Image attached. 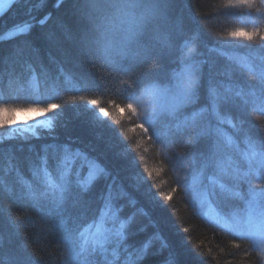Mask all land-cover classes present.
I'll list each match as a JSON object with an SVG mask.
<instances>
[{
  "label": "trees",
  "instance_id": "trees-1",
  "mask_svg": "<svg viewBox=\"0 0 264 264\" xmlns=\"http://www.w3.org/2000/svg\"><path fill=\"white\" fill-rule=\"evenodd\" d=\"M226 1L163 0L167 8L145 29L140 38L141 55L128 75L89 50L88 23L76 10L78 0H64L59 7L57 0H17L0 18V36L15 32L24 22L32 25L25 35L0 40V102L25 99L35 80L46 94L51 95L55 88L58 94L50 102L64 105L61 112L52 114L54 132H43L40 139L0 142V264L25 260L27 264H261L250 240L222 230L198 214L180 179L179 158L184 163L194 158L203 164L220 155L216 136L211 133L190 141L185 130L164 133L158 126V138L153 139L151 133L144 135L135 127L134 116L115 107L128 102L131 81L163 82L178 70L186 39L193 37L199 44L211 46L203 24ZM45 17H49L47 22L39 23ZM229 53L253 55L256 65L264 56L261 49L237 48ZM215 61L203 58L194 106L195 110L206 109L208 115L212 114L210 86L219 92L223 89L215 81L225 83L226 88L250 89L242 80L213 74ZM65 74H71L74 82L87 88L84 95L100 100L113 115L104 121L86 103L68 101L70 95L81 93L67 89ZM249 75L256 77L257 73ZM224 94L229 104L242 106L241 111L250 109L232 90ZM251 111L264 123V113ZM115 118L121 119L123 128L114 123ZM210 122L216 123L213 118ZM222 128L244 150V135L264 146V126L243 131ZM45 145H68L86 154V158L72 161L73 183L62 202L55 200L44 177L34 174L46 157L49 175L58 180L63 153L54 147L45 151ZM92 160L107 172L84 190L76 180L87 176ZM161 193L171 194V199L163 200ZM108 204L126 224L122 235L109 239L103 247L82 252L80 233L100 221ZM105 227L112 225L108 222ZM157 234L167 247H162Z\"/></svg>",
  "mask_w": 264,
  "mask_h": 264
},
{
  "label": "snow or ice",
  "instance_id": "snow-or-ice-1",
  "mask_svg": "<svg viewBox=\"0 0 264 264\" xmlns=\"http://www.w3.org/2000/svg\"><path fill=\"white\" fill-rule=\"evenodd\" d=\"M15 2L16 0H0V15L9 10ZM62 3L64 0H57L56 7ZM223 7L244 13V20L242 26L224 31L222 35L217 36V39L226 43L235 42L247 48L264 50V0H227ZM166 8L167 4L163 3V0H78L76 10L88 23L86 37L89 50L101 54L118 71L128 75L132 71L131 64L141 55L143 46L140 44V38L145 29L151 20ZM49 17H45L39 23H46ZM31 26L30 23L24 22L16 27L15 32L0 36V40L25 35L30 31ZM114 34H119L118 40L112 38ZM209 51L220 56L227 55L228 60L234 65L247 68L249 71H253L256 67L257 58L253 55L227 54L223 47H213ZM196 52L197 48L186 42L181 59L182 66L178 71H173L169 78L163 82L159 80L146 83L131 81L129 84L131 94L127 97L128 102L125 105H115L120 112L135 117L133 123L136 128L142 130L144 135L151 133L153 139L158 138L153 125L161 117L167 118L171 122L170 127L174 128L176 132H181L190 123L197 121L206 111V109L197 110L190 116L182 115V110L195 103L197 99L203 62L194 58ZM259 67L261 88L259 94L254 92L251 97L252 102L259 105L258 110L264 113V56L259 57ZM64 84L71 92L81 93L79 96L70 95L68 101L86 103L104 121L113 115L108 108L101 106L100 100L84 95L87 88L74 82L71 74L64 75ZM209 92L212 115L220 119L217 105L220 101L227 102L228 97L222 96L216 88L211 86ZM57 94L55 88L51 95L42 92L40 84L34 80L30 84L25 99L21 100L17 97L13 99V102H0V131L6 132V135L0 136V142L15 139L23 141L40 139L43 132H54L56 121L52 114H58L64 107L62 103L50 102ZM236 95L243 96L244 94L237 92ZM109 103L111 104V101ZM20 114L29 115L21 120L19 119ZM223 122L221 120V123ZM114 123L121 128L124 127L119 118H115ZM228 123L231 125V121ZM217 131L219 132V130ZM120 134L124 135L123 132ZM220 135L223 136L227 145L233 143L230 136H226L222 132ZM125 139H127L126 136ZM43 147L45 151L49 147L62 151L59 177L58 180H53L49 175L46 157L42 160V166L34 174L42 175L55 200L62 202L73 183L70 176L71 163L76 157L84 156L86 158V154L79 149L73 151L68 145H45ZM242 155L248 164L247 170L232 160L225 162L216 156L209 157L191 180H185L184 187L186 192L192 194L193 204L198 203L202 207L210 204L211 198L218 194L217 189L219 193L229 198L245 201L247 208L245 215L236 213L226 215L214 209V218L218 224H222L226 229L252 241L264 250V146L258 150L255 144L249 142L247 150ZM207 169H213L215 174L207 178L206 184L204 177ZM144 171L151 178L152 173L147 168ZM106 172L103 165L92 160L89 162L87 176L82 180L77 178L76 183L80 188L87 190L95 180ZM253 177L260 183L253 186L251 184ZM245 183L249 185L246 194L240 190V186ZM175 191L176 189L173 188L172 192ZM160 195L165 201L171 199V194L161 193ZM108 222L111 223V228L105 227ZM125 227L126 224L119 219L117 210H114L111 204L106 205L100 221L94 226H89L86 232L80 233L78 239L81 251L103 247L109 239L119 238ZM158 238L162 242V247H167V242L163 241L162 237L158 236ZM150 243V241L146 243L145 249L150 246ZM21 264H27V261H22Z\"/></svg>",
  "mask_w": 264,
  "mask_h": 264
},
{
  "label": "rangeland",
  "instance_id": "rangeland-1",
  "mask_svg": "<svg viewBox=\"0 0 264 264\" xmlns=\"http://www.w3.org/2000/svg\"><path fill=\"white\" fill-rule=\"evenodd\" d=\"M223 6L217 10V12L215 13L214 17H212V19H210L208 22L203 24V26L205 27V30L207 31L206 32L207 41L209 42V44H211L212 47L208 44L206 45L203 43L199 44L193 37L188 38L183 43L181 56L183 57L184 44L186 42H189L197 48V52L194 57L195 59L203 62V58L205 57L215 58L216 61L212 69L213 74H216L218 76H224L229 79L231 78L236 81L242 80V82H244L245 84L250 85L249 86L250 89L248 91H245L243 90V88L241 89L240 87H237L236 85H232V87L226 88L224 87L226 86L225 83L215 81L214 84L221 83V86L223 87V89L221 88L222 90L220 91L221 95L225 96L224 93L226 92V90H232V93H234V95H236L237 92H242L244 95L239 96L240 99H243L242 100L243 102L247 100L248 101L247 103L250 104L251 107L250 109L243 107L245 111L242 110L243 111L242 112L240 109L242 106L240 107L237 104V102H235V104L238 106L234 108L235 104L233 105V103L229 104L228 102L220 101L217 105V110L219 112L220 119H217L216 116L212 114L208 115L207 110H206L203 112V114L197 121L190 123L189 126L184 130L186 133L189 134L190 141L194 140V138L196 139L197 137H200L203 135H207L211 133L214 134L217 139L216 142H218L222 148L220 155L217 153L214 156L218 157L219 159L225 162H227L228 160H232L235 163H238L244 170H247L248 164L243 159V155H242L243 152L247 150L249 142L255 144L258 150L261 147L262 142L259 141L258 139L251 138L248 135H244V137L242 138V143L244 144V147H245V150H244V148L240 147L239 144L236 142V140L232 136H230L226 131H224L222 127L235 125L234 127L233 126L231 127H233L236 131H243V129L258 130L260 127L264 126V123L260 122L261 119L258 117V115H256L255 113L251 111V110L256 111L258 110V107H259L257 103L252 102L251 94L254 92L259 94V91L261 88V82L259 78L260 67H259V64H257L253 71H249L247 68L234 65L231 61L228 60L227 55L220 56L215 52L209 51V49L213 47H223L225 53L230 54L229 51L231 50H234L237 48H247L235 42L226 43V42H223L217 39V36L222 35L224 31H229L235 27L242 26L243 20H244V13H241L234 9H226ZM249 49L252 50V52H254V50L258 48H249ZM182 57L180 58V67L182 66L181 65ZM255 71L257 73L256 77L249 75L250 73L255 72ZM194 106H195V103L186 106L182 110V115L190 116L192 112L197 111L194 109ZM198 110H205V109H198ZM27 115L29 114H20L19 119L23 120L26 118ZM212 118L216 123L212 124L210 122ZM221 120L224 122L221 123ZM228 121H231V125L228 123ZM170 124L171 122L167 118L161 117L160 119L156 121L153 127L155 129V132L158 129V126H160V129H162L164 133H167L168 131L174 130V128L170 127ZM145 127H148V125H145ZM217 130H219V132ZM220 132H222L226 136H230L232 138L233 143L231 145H227L224 142L223 136L220 135ZM3 134H4V131L3 133H1V135ZM185 161L186 162L184 163V161L181 160V158H179V161H178V166L181 168V174L183 175L180 177L183 183V187H184L185 180L186 179L191 180L192 176L196 175L202 166V164L197 163V160L194 158L186 159ZM213 174H215L213 169H207L205 171L204 182L206 184H207V178ZM259 183L260 181L255 179L254 177L251 179V184L253 186ZM248 187L249 185L247 183L242 184L240 186V190L246 194ZM217 193L218 194L215 197L211 198L209 205L202 207L198 203L195 205L193 204V196L189 192L191 196L192 205L194 206V208L196 209V211L201 217H203L205 220H207L208 222L212 223L214 226L222 230L230 231L229 229H226L225 227H223L222 224H218L216 222L214 218L215 217L214 209L226 215H231L233 213H236V214L243 216L246 214V211H247L245 201L229 198L226 195L219 193L218 189H217ZM253 245L257 249L260 255L261 264H264V250L260 249L254 243Z\"/></svg>",
  "mask_w": 264,
  "mask_h": 264
},
{
  "label": "clouds",
  "instance_id": "clouds-1",
  "mask_svg": "<svg viewBox=\"0 0 264 264\" xmlns=\"http://www.w3.org/2000/svg\"><path fill=\"white\" fill-rule=\"evenodd\" d=\"M114 40H118L119 39V34H114L112 37Z\"/></svg>",
  "mask_w": 264,
  "mask_h": 264
},
{
  "label": "water",
  "instance_id": "water-1",
  "mask_svg": "<svg viewBox=\"0 0 264 264\" xmlns=\"http://www.w3.org/2000/svg\"><path fill=\"white\" fill-rule=\"evenodd\" d=\"M16 1H17V0H16ZM14 4H15V3H14ZM14 4H13V5H14ZM13 5H12V6H13ZM12 6H11V7H12ZM11 7H10V8H11ZM9 10H10V9H9ZM9 10H7L6 12H4L3 15H0V18H1L2 16H4Z\"/></svg>",
  "mask_w": 264,
  "mask_h": 264
}]
</instances>
